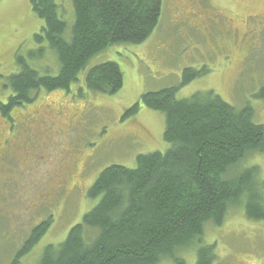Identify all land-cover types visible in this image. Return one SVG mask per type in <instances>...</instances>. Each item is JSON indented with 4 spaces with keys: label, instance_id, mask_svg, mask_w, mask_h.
I'll list each match as a JSON object with an SVG mask.
<instances>
[{
    "label": "rangeland",
    "instance_id": "374dc122",
    "mask_svg": "<svg viewBox=\"0 0 264 264\" xmlns=\"http://www.w3.org/2000/svg\"><path fill=\"white\" fill-rule=\"evenodd\" d=\"M55 1L70 39L73 0ZM43 23L30 0H0V103L12 93L3 83L19 70V56L41 74H58L57 54L47 43L46 56L31 55ZM106 61L119 64L124 75L114 94L86 85L87 72ZM189 67L205 73L183 85ZM166 87H178L180 99L212 89L236 107L252 106L254 121L264 124V0H163L158 25L143 43H116L98 52L70 90L41 92L33 104L13 110L12 130L0 112V134L5 130L10 143L0 158V264H9L35 226L51 219L22 258V264H38L45 247L63 242L96 206L99 198L87 191L104 168H135L139 154L170 148L163 111L142 104L123 120L143 94ZM246 162L251 164L243 167L260 166L264 185V152ZM207 235L215 244L212 264H264V221L249 218L245 206L230 209L222 226Z\"/></svg>",
    "mask_w": 264,
    "mask_h": 264
},
{
    "label": "trees",
    "instance_id": "16d2710c",
    "mask_svg": "<svg viewBox=\"0 0 264 264\" xmlns=\"http://www.w3.org/2000/svg\"><path fill=\"white\" fill-rule=\"evenodd\" d=\"M30 1L44 21L31 55L39 59L53 49L59 72L41 74L18 57L19 70L3 83L12 93L0 103L11 130L13 110L33 104L41 92L70 90L90 58L107 47L143 43L163 10V0H73L76 20L68 39L56 1ZM203 73L186 68L182 84ZM86 85L95 92H118L124 85L121 67L114 61L95 65ZM177 90L146 92L123 116L136 114L142 104L166 113L164 139L170 148L139 154L135 168H104L87 191L88 197L99 198L96 206L63 242L46 246L38 264H187L193 259L212 264L215 244L207 230L222 226L230 209L245 206L249 218L264 221L260 166L243 167L251 164L246 158L264 152V124L254 121L252 106L236 107L212 89L181 99ZM50 222L35 226L9 264H22Z\"/></svg>",
    "mask_w": 264,
    "mask_h": 264
},
{
    "label": "flooded vegetation",
    "instance_id": "af4514ba",
    "mask_svg": "<svg viewBox=\"0 0 264 264\" xmlns=\"http://www.w3.org/2000/svg\"><path fill=\"white\" fill-rule=\"evenodd\" d=\"M4 132L5 130L3 131V133L0 134V158L3 157V155L5 154L4 152L7 151V149L9 148V144H10L9 140L5 137Z\"/></svg>",
    "mask_w": 264,
    "mask_h": 264
}]
</instances>
